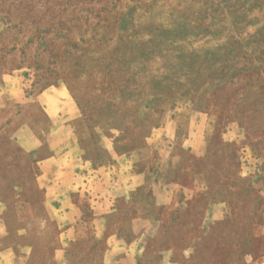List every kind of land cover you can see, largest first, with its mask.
Returning a JSON list of instances; mask_svg holds the SVG:
<instances>
[{"label": "rangeland", "instance_id": "obj_1", "mask_svg": "<svg viewBox=\"0 0 264 264\" xmlns=\"http://www.w3.org/2000/svg\"><path fill=\"white\" fill-rule=\"evenodd\" d=\"M52 85L80 110L66 137L81 174L107 179L69 216L17 137L47 141L25 100ZM2 251L0 264L262 261L264 0H0Z\"/></svg>", "mask_w": 264, "mask_h": 264}, {"label": "crops", "instance_id": "obj_2", "mask_svg": "<svg viewBox=\"0 0 264 264\" xmlns=\"http://www.w3.org/2000/svg\"><path fill=\"white\" fill-rule=\"evenodd\" d=\"M55 86L56 85L49 86L43 92L37 93L25 100L26 103H40L45 113L46 121L41 122L45 127H39V129L41 132L47 131V141L44 142L42 139H37L36 135L38 136V134L30 130L32 128L29 126L24 127V134L17 137L20 146L25 151L38 157V166L40 170L38 179L43 187L45 201L58 200L59 203H56L54 212L69 216L70 213L76 210L77 205L74 203L73 199L75 193L80 190L82 185H84V187H89L92 181L102 180L106 182L107 179L105 175L100 178L91 174H81L80 168L84 164L81 156L85 154L84 147L80 140L76 139L74 135L71 134L66 137L69 127L76 124L79 120L80 110L76 100L64 87ZM146 104L148 105L147 108H149V105L150 108L154 107L153 103H150V101H147ZM44 149L48 152L43 156H39ZM87 191L99 198L107 197L106 192L101 195H96L94 191ZM74 227L75 226L71 224L69 226L67 225L66 229L70 231L73 230ZM122 242L123 241H121V243ZM134 242L135 244L138 243V241ZM0 257H4L3 251L0 253ZM256 264H264V258Z\"/></svg>", "mask_w": 264, "mask_h": 264}]
</instances>
